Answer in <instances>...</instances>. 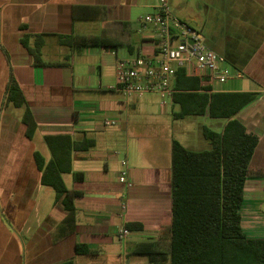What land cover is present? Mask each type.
<instances>
[{"label":"crops","instance_id":"0c3cea01","mask_svg":"<svg viewBox=\"0 0 264 264\" xmlns=\"http://www.w3.org/2000/svg\"><path fill=\"white\" fill-rule=\"evenodd\" d=\"M158 1L0 0V264H149L132 256L131 250L142 240L156 238L161 224L171 218L173 141L194 152L211 149L209 142L187 147L165 126L158 134L145 136L147 127L138 118L143 96L127 99L115 89L118 58L140 48L148 55L154 51L153 30L143 29L135 16L138 10L145 16L155 14ZM170 4L174 15L199 30L208 47L226 58V67L239 74L225 84L203 85L210 84L215 93L258 94L237 118L259 136L252 165L264 168V0H170ZM76 6L104 8L109 21L127 23L138 39L134 42L132 37V47L117 53L101 47L77 53L62 45L59 36L98 35L102 22L74 20ZM25 35H45L42 59L50 65H34L22 44ZM34 43L29 40L30 46ZM121 49L125 55H120ZM11 74L38 124L33 140L26 136L23 110L4 104ZM202 117L213 120V128L203 129L221 132L227 123ZM108 121L114 124L107 125ZM80 132L95 138L96 147L76 154L74 170L86 175L84 183L73 181L68 187L84 193L75 201L76 230L54 242L52 232L65 214L55 206L45 214L46 206L36 200L37 194L49 197V192L40 182L34 155L39 151L50 158V152L46 156L39 149L46 136L80 138ZM124 169L131 187L119 180ZM39 207L44 217L36 216ZM242 218L249 237L264 238V179L247 181ZM128 222L144 229L129 234L121 248L119 231ZM81 244L96 253L78 254Z\"/></svg>","mask_w":264,"mask_h":264},{"label":"trees","instance_id":"16d2710c","mask_svg":"<svg viewBox=\"0 0 264 264\" xmlns=\"http://www.w3.org/2000/svg\"><path fill=\"white\" fill-rule=\"evenodd\" d=\"M73 18L102 22V32L98 35L59 36L62 45L72 47L77 53L89 47H101L114 53L120 48L132 47L133 32L128 24L109 21L102 7L76 6ZM44 37L25 35L22 38L37 67L50 65L42 59ZM30 39H35L33 46L29 44ZM204 82L208 80L202 74L191 73L187 67L177 68L171 101L180 111L173 113L174 119L208 115L227 123L221 132L203 129V136L211 145L208 151L194 152L179 141H173L171 218L161 224L156 238L136 243L131 255L146 257L149 264H264V238H251L242 227L247 181L264 179V168L252 165L260 138L237 118L258 94L215 93L211 85H203ZM4 104L23 110L26 136L33 140L38 124L13 74ZM80 136H46L44 141L50 158L46 159L39 151L34 155L42 186L55 192L54 206L65 214L52 232L54 242L76 230L75 201L84 193L68 189L64 176L71 174L75 184L84 183L85 173L74 170L75 157L96 147L95 138L88 132H80ZM125 228L130 234L144 229L136 222L126 223ZM77 253L93 255L96 251L81 244L77 246Z\"/></svg>","mask_w":264,"mask_h":264},{"label":"built area","instance_id":"2783aa9c","mask_svg":"<svg viewBox=\"0 0 264 264\" xmlns=\"http://www.w3.org/2000/svg\"><path fill=\"white\" fill-rule=\"evenodd\" d=\"M143 29H152L154 51L151 55L143 49H137L134 55L127 54L117 59L115 89L127 99L133 96H144L158 93L167 105V99H172L176 70L188 67L191 73L202 74L209 82L227 83L239 74H233L226 67V58L210 49L202 33L177 18L170 0H159L157 11L139 19ZM112 125L114 122H106ZM127 167V162H124ZM119 180L131 187L127 169L120 173ZM125 211L127 204L123 203ZM129 231L125 228L119 231L121 244L126 246Z\"/></svg>","mask_w":264,"mask_h":264},{"label":"rangeland","instance_id":"374dc122","mask_svg":"<svg viewBox=\"0 0 264 264\" xmlns=\"http://www.w3.org/2000/svg\"><path fill=\"white\" fill-rule=\"evenodd\" d=\"M146 14L142 10H138L136 13V18L144 17ZM138 39V35L134 33L133 41L135 42ZM120 55H125L124 50L119 51ZM143 105L141 108V113L139 115V122L143 124L145 130H143V134L145 136L158 134V129L165 127L170 128L169 132L171 135L180 141H182L187 147H194L202 142H208L203 136V126H207L209 128H213V120H209L208 122L205 121L204 117H187L183 120H175L173 113H177L180 111L179 107L172 104L171 99H167V105L163 106L161 96L158 93H149L145 94L142 98ZM222 119H217L216 122H220ZM157 132V133H156ZM161 133V131H159ZM40 151L44 153L46 156H49L48 148L43 141H40ZM122 151L125 152L128 149L127 142L124 141L121 145ZM122 152V153H123ZM49 159V158H48ZM64 180L67 187H71L73 184V176L71 174H67L64 176ZM46 190L49 192L48 196H39L36 195V200L38 201L39 205L46 206L44 207L43 213H48V211L53 208L54 200H55V192L51 189L46 187ZM40 207L36 212V216L44 217L42 213H40ZM43 219V218H41ZM124 245L121 247L123 248ZM124 250V249H122ZM132 251V250H131ZM146 262V257H143ZM166 264H171L170 262Z\"/></svg>","mask_w":264,"mask_h":264}]
</instances>
